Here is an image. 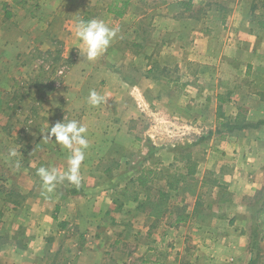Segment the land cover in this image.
<instances>
[{"label":"crops","instance_id":"1","mask_svg":"<svg viewBox=\"0 0 264 264\" xmlns=\"http://www.w3.org/2000/svg\"><path fill=\"white\" fill-rule=\"evenodd\" d=\"M251 10L234 0H0V59L57 43L77 58L60 87L23 88L24 66L10 75L9 90L46 117L36 169L69 168V150L46 139L55 123L77 121L88 141L79 186L64 180L28 200L19 259L54 229L85 264L100 251L122 255L112 264H160L174 235L189 264H264L253 250L264 243V33ZM93 18L119 31L88 61L75 29ZM92 90L105 97L95 106ZM159 191L165 209L155 214Z\"/></svg>","mask_w":264,"mask_h":264},{"label":"rangeland","instance_id":"2","mask_svg":"<svg viewBox=\"0 0 264 264\" xmlns=\"http://www.w3.org/2000/svg\"><path fill=\"white\" fill-rule=\"evenodd\" d=\"M234 1L254 6L251 16L258 23L263 22L258 30L259 33H264V0ZM250 29L251 33H256L254 31L257 28ZM62 49L63 46L57 43L53 49L34 53L31 59H0V264H85L75 259L80 249L74 252L66 250L61 244L60 233L58 231L54 233V229L47 235L44 249L19 259V254L23 253L20 252V248L27 245V239L30 237L28 233L30 225L24 218V213L29 211L32 205L28 200L39 196L47 197L45 195L47 191L35 167L40 159L37 152H39L41 131L47 121L45 115L40 112L39 106L25 101L21 91L15 94L9 90L10 83L14 80L10 75H13L15 70H23L24 66L27 71L22 74V82L19 81L22 87L26 83L33 84L38 90L46 86L60 87L65 81L66 73L77 60L73 49L64 53ZM37 98L38 96H33L29 99L38 102ZM181 158L185 162H190L189 156L184 153L183 155L181 153ZM190 191H193L192 188H182L177 193V199L183 198ZM130 195L134 193L131 192ZM170 237L161 242L163 252L170 249L169 255L160 254L158 263L189 264V259L178 249L186 245V240H177L176 235ZM253 245V250L258 255L264 252L262 240L259 244L253 243ZM78 247L79 242L74 248L78 249ZM110 253V251H100L96 264H112L109 258L122 257L119 252ZM137 260L133 257L129 264H142Z\"/></svg>","mask_w":264,"mask_h":264},{"label":"clouds","instance_id":"3","mask_svg":"<svg viewBox=\"0 0 264 264\" xmlns=\"http://www.w3.org/2000/svg\"><path fill=\"white\" fill-rule=\"evenodd\" d=\"M118 31V27H109L99 19L80 21L75 29L76 37L84 45L79 49L80 55H83L88 61L97 59L107 51ZM104 99L105 97L99 95L95 90L89 94V103L93 106L100 104ZM86 132V127L79 125L75 120L67 123L57 122L50 130L47 129L46 139L52 140L54 136L55 141L70 152L69 168L66 171L59 172L56 168L45 167L37 169V174L41 177L43 187L47 192H53L56 185L64 180L77 186L80 185L79 170L85 159L84 150L88 147V141L83 135ZM74 145H79V147H74ZM12 154L14 155L15 152L13 151Z\"/></svg>","mask_w":264,"mask_h":264},{"label":"trees","instance_id":"4","mask_svg":"<svg viewBox=\"0 0 264 264\" xmlns=\"http://www.w3.org/2000/svg\"><path fill=\"white\" fill-rule=\"evenodd\" d=\"M158 193H159L158 202L155 204H151V206H150L152 212H154V211L157 212V213L154 212L155 214H160L165 209L164 200L166 198V194L162 191H159ZM175 208L177 209V212H179L180 209H178L177 207H175ZM182 220H183L182 216L177 215L175 222L178 223Z\"/></svg>","mask_w":264,"mask_h":264}]
</instances>
